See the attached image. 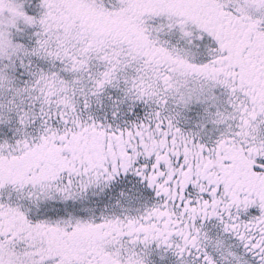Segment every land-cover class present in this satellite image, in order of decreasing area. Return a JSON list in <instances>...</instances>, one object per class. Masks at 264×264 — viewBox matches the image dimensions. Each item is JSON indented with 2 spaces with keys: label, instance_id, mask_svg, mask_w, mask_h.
<instances>
[{
  "label": "snow or ice",
  "instance_id": "6c2138e0",
  "mask_svg": "<svg viewBox=\"0 0 264 264\" xmlns=\"http://www.w3.org/2000/svg\"><path fill=\"white\" fill-rule=\"evenodd\" d=\"M0 264H264V0H0Z\"/></svg>",
  "mask_w": 264,
  "mask_h": 264
}]
</instances>
